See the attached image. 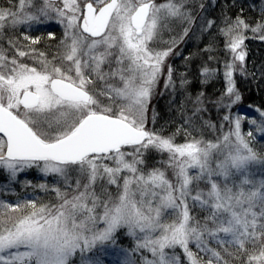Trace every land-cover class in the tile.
Wrapping results in <instances>:
<instances>
[{
    "label": "snow or ice",
    "instance_id": "6c2138e0",
    "mask_svg": "<svg viewBox=\"0 0 264 264\" xmlns=\"http://www.w3.org/2000/svg\"><path fill=\"white\" fill-rule=\"evenodd\" d=\"M18 3L16 11L0 9V30L55 18L64 27L63 51L48 60L34 48H16L12 57L0 49V169L15 178L36 167L62 178L71 191L54 187V205L0 204V264H75L77 253L81 264H105L108 255L114 264H136L131 256L141 251L151 254L141 264H182L176 249L187 264H231L226 256L244 255V264H264V177L257 180L249 171L264 158L242 133L243 117L225 115L231 128L216 142L177 144L145 128L153 88L177 41L164 49L151 45L172 20L191 23L183 0ZM249 29L264 32V23L251 27L237 17L220 30L233 54L225 65L224 95L232 98L226 107L241 99L233 74L236 61L243 69ZM26 57L40 67L25 63ZM57 58L68 62L66 70L55 64ZM117 79L119 85L111 82ZM97 82L103 83L98 93ZM171 84L169 66L165 87ZM150 148L168 153L175 183L160 168L141 167ZM72 173L74 186L68 183ZM108 185L117 187L115 197ZM196 209L202 219L193 215ZM122 229L136 241L131 252L117 244Z\"/></svg>",
    "mask_w": 264,
    "mask_h": 264
},
{
    "label": "rangeland",
    "instance_id": "374dc122",
    "mask_svg": "<svg viewBox=\"0 0 264 264\" xmlns=\"http://www.w3.org/2000/svg\"><path fill=\"white\" fill-rule=\"evenodd\" d=\"M34 2L37 5H39L40 3H42V0H34ZM157 2L161 3L164 2V0H157ZM183 2L186 5L185 8L187 9L184 11L192 17L191 23L189 24L187 21L172 20L169 23V27L163 29L161 36L158 38L156 42H154L151 45L154 48L164 49L172 46L173 40L177 41L175 43V46L173 47L172 53L166 58L160 78L157 81L155 87L153 88L152 96L149 101L148 109L146 112L145 128L146 130L157 133L158 135L163 137H174V142L177 144H183L192 139L203 140L205 142L207 141L216 142L218 139H222L223 134L228 132L231 128L230 122L225 121L223 119L224 115L227 114L220 113L221 108H219V106H217V110L216 108L214 110L213 108L207 107L208 105L206 103H203V101H201L200 103H198V106L195 107V112H197L196 115L199 118H201L203 115H207L208 112H212L213 114H217V115H222V117H220V120L215 119L213 121H205L207 119L205 120L203 119L204 122H202L203 126L201 124V129H204L205 130L204 132H200V131L189 132L187 128L185 127L183 128L181 125H179L178 127L175 124L174 127H170V125H167L165 118L162 117L163 112H167L168 105L170 106V100L172 99L171 102L173 103L176 100L177 96L180 94V92L184 91L183 89L185 88L184 84L190 82L187 80H191L189 78L190 77L189 71L188 73L187 71L186 73L182 71V69H186L188 67V65H186L185 63L186 55L184 56L183 53L187 50L186 47L187 42L194 40L193 39L194 37L192 39H189V34L184 35V29L188 28V32H190V30L192 31V26L194 25V22L201 21L207 9L206 8L207 0H184ZM203 2L205 3L203 4ZM81 3H83V0H81ZM8 4L9 6H4V5L0 6V9L16 11L19 7V3L16 5L15 2H12L10 5V1H9ZM192 4H194L196 7L192 6ZM204 10L205 13H203ZM46 29L55 30L56 32H59L61 36H58L55 42L48 43L46 40V43L48 44L47 45L46 43L44 44L43 47L45 48L44 50H42V47H37L38 43L33 45L31 44L30 40L24 39L25 35H20V33H17L23 30L26 31L29 35H32V34H37V32H41ZM192 33L194 32L192 31ZM194 35L196 37L194 42H197L198 39L203 36L202 33L200 35L197 34V29ZM181 36H183V39H180ZM47 38H51V37L49 36ZM63 39H64L63 25L58 23L55 18L52 19L42 18L40 22H31L29 24L17 25L15 27L6 25L3 30H0V49H5L6 55L12 57L16 55V48L25 51L34 48L37 50L36 54H38L39 52H44L47 56V59L52 60V58L54 56H57L58 53L62 54L63 48L60 42ZM10 41L12 42V44L9 43ZM50 45H53V47H51ZM47 48L52 49V51L50 50L46 51ZM244 51L246 52L245 42H244ZM192 55L194 54L192 53ZM229 60H230L229 62L233 61V54L230 51H229ZM24 62L30 65H34L38 68L40 67V65L31 58H27V57L24 58ZM67 63L68 62L62 63L61 59L59 58L55 60V64L64 67L65 70L67 67ZM169 66H171L172 68V84L169 87H165V81L168 78ZM111 67H116L114 60L112 62ZM188 69L190 70L191 68L188 67ZM104 70L108 71L109 66L105 65ZM200 75L204 76V74H200ZM235 75L240 76L242 79L246 78L245 63L243 64V69H241L240 62L239 61L235 62V71L233 77ZM202 80H203V82H201L202 87L206 86L207 83L206 79L202 77ZM182 81H186V83L182 85L181 83ZM111 82L116 83L118 85L120 83L118 79ZM102 87H103V83L97 82L96 85L97 93ZM98 98L101 100L103 104L109 103L107 97L98 96ZM166 98H170V99L166 103H163V100H165ZM231 99L232 98H230V100ZM117 103H119V101ZM157 103H158V107L162 109L161 111L162 113H159L156 110ZM113 107L115 110V105ZM197 109H199V111H197ZM229 116L235 118L237 115L229 114ZM251 120L250 122L245 121L244 119L242 120L241 131L245 135L246 139H248L250 146L258 154V156L264 158V132L260 131V127L264 126V120L253 119L256 121L255 124L251 123ZM243 122H248L249 124H251L252 128L251 126L250 128L254 132H256V134H259L260 137H257L258 135L256 136L253 133L251 137H248L247 136L248 132L244 130ZM188 125L190 126V128L193 129L192 124H188ZM205 132L207 133L206 135H204ZM125 151H131V149L126 148ZM217 155L220 159H223L222 155L219 154ZM144 159H145V164L141 167L144 169L145 172L150 171L153 168H160L161 170L165 171L169 180L175 183L173 169L169 168L166 163L168 160V153L158 152L155 149L150 148L145 153ZM214 166H215V159L213 160V167ZM191 171L192 174H195L197 170L193 169ZM249 171L254 176L255 179L259 180L261 177H264V163L257 161L256 163L250 165ZM74 182H75V173H72L69 177L68 183L74 186ZM41 184L46 185V189H41L40 188ZM54 187H59L61 191H71V189H69L65 185L62 178L52 174L45 175L43 172L40 171L39 168L36 167L26 169L22 172H18L15 178L11 177V175L7 171L0 169V204L7 203V204L15 205L17 203H23L27 200H33L38 205L58 204L59 201L56 198V193L52 191ZM193 187L195 188V185H193ZM200 187L201 188L205 187L204 182H200ZM107 188H108V192H110L113 195V197L117 195L118 190L115 185H108ZM97 191L99 192V188H97ZM11 215L15 217L18 214L11 213ZM193 215L197 216L198 219H202L203 213H201L199 209H196L193 212ZM116 239H117V244L121 248L126 249L129 252H131V250L135 248L136 241L132 237L126 234V229L120 230L117 233ZM192 247L193 250H195L194 245ZM249 250L251 251V248ZM176 252L177 254L181 255L182 264H187V260L186 258L183 257L181 250L176 249ZM142 257H148L149 259H151V254L146 251L136 252L131 256V259L134 260L136 264H141ZM114 259L115 258L112 255L106 256L105 264H114ZM226 259L230 260L231 264H244V261L247 259V255H244L239 259L226 256ZM72 260L75 262V264H81L80 254L77 253L75 256L72 257Z\"/></svg>",
    "mask_w": 264,
    "mask_h": 264
},
{
    "label": "trees",
    "instance_id": "16d2710c",
    "mask_svg": "<svg viewBox=\"0 0 264 264\" xmlns=\"http://www.w3.org/2000/svg\"><path fill=\"white\" fill-rule=\"evenodd\" d=\"M9 1L10 5L12 2L18 4V0H0V6H9ZM185 6L184 4V8ZM192 6L196 7L194 4ZM206 8V13L205 10L203 11L205 13L203 19L194 22L192 26L194 33L197 29V34L202 33L203 36L197 42H194L196 37L190 30L188 32L189 39L194 37V40L187 42V50L183 53L184 56L186 55L185 63L191 69L189 70L187 67L182 71L184 73L189 71L191 80L186 79L190 82L184 84V91L180 92L173 103L171 102L172 99L170 100L171 107L168 105V110L163 112L162 117L165 118L167 125H170V127H174L175 124L178 127L181 125L183 128H187L189 132H204L205 130L201 129V124L205 119H207L205 121L220 120L222 115L208 112L207 115H203L201 118L197 117L195 107L203 101L208 105L207 107L214 110L215 108L217 110V106H219L222 114L239 115L248 122L251 119L264 120V116L261 115L264 112V40L259 39V36L264 35V32L254 34L250 29L245 32L247 37L245 39L246 58L244 61L246 78L242 79L236 75L233 77L236 91L241 99L236 104H232L231 107H226L224 105L230 103V97L224 95L227 86L224 73L226 70L225 65L230 60L229 51L225 47V37L220 31L229 23L234 22L237 17L243 19L251 27L264 23V0H207ZM209 21L212 22L211 27H209ZM50 46L53 47V45ZM38 47H42V50L45 49L41 45H38ZM47 50L52 51L48 48ZM204 68L210 70L208 76L200 75L203 73ZM202 77L207 81L206 86L203 87L201 84L203 82ZM198 96L200 97L199 102L197 101ZM169 99L166 98L163 103H166ZM156 110L162 113L158 103ZM248 122H243L244 130L251 131L256 136L258 135L257 137H260L251 129L252 126ZM188 124H192L193 129ZM206 134L205 132L204 135Z\"/></svg>",
    "mask_w": 264,
    "mask_h": 264
},
{
    "label": "flooded vegetation",
    "instance_id": "af4514ba",
    "mask_svg": "<svg viewBox=\"0 0 264 264\" xmlns=\"http://www.w3.org/2000/svg\"><path fill=\"white\" fill-rule=\"evenodd\" d=\"M18 33H20V35H27L31 38L39 37L40 42L37 44V47H38V45L44 46V44L46 43V40L48 43L55 42L57 40V37L61 36L59 32H56L55 30H49V29L43 30L41 32H37V34H32V35H29L26 31H23V30L19 31ZM50 33L52 34L51 38H47L50 36L49 35ZM48 43H46V45Z\"/></svg>",
    "mask_w": 264,
    "mask_h": 264
},
{
    "label": "water",
    "instance_id": "95a60500",
    "mask_svg": "<svg viewBox=\"0 0 264 264\" xmlns=\"http://www.w3.org/2000/svg\"><path fill=\"white\" fill-rule=\"evenodd\" d=\"M0 136L2 137V134H0Z\"/></svg>",
    "mask_w": 264,
    "mask_h": 264
}]
</instances>
